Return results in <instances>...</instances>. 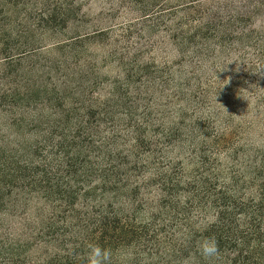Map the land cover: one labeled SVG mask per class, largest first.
<instances>
[{
	"label": "trees",
	"instance_id": "16d2710c",
	"mask_svg": "<svg viewBox=\"0 0 264 264\" xmlns=\"http://www.w3.org/2000/svg\"><path fill=\"white\" fill-rule=\"evenodd\" d=\"M78 3L0 0V264H264V0Z\"/></svg>",
	"mask_w": 264,
	"mask_h": 264
},
{
	"label": "rangeland",
	"instance_id": "374dc122",
	"mask_svg": "<svg viewBox=\"0 0 264 264\" xmlns=\"http://www.w3.org/2000/svg\"><path fill=\"white\" fill-rule=\"evenodd\" d=\"M78 5L81 4V15L85 14L84 16V20L80 23H77L75 21L70 20L68 23V28L65 29L63 31V34H60L57 36L58 39L60 38H64V35H70L72 33L78 32V31H82L85 29H91L93 27H96L97 25H109V24H118L121 23L123 21H127V19L129 18H133L136 15V11H132L130 10L128 7L127 8H120L117 11H113L110 16H108L106 13L104 14V16H106L105 18L100 17V12H102L101 10L106 11V6L109 4L107 3V0H78ZM133 14H135V16H133ZM8 14H4V16H7ZM14 15V14H12ZM9 14V16H12ZM133 16V17H132ZM22 17V16H20ZM14 19V18H13ZM102 19H106V23L105 22H101ZM254 26L258 29L264 27V12H262L261 14H259V16H257L255 18L254 21ZM162 34V33H161ZM49 38V37H48ZM172 53V52H170ZM105 71V70H104ZM100 91V90H99ZM101 92V91H100ZM104 94V92H103ZM263 113L259 115V117H262ZM7 119V117H2L0 119V122H5ZM0 131L1 133H7V129L5 127H0ZM252 135H249L251 138H255V143L258 145H264V125H257L255 126L252 131H251ZM12 139H14V137H11ZM30 138L35 139L36 137L34 136V133L30 136ZM30 196L33 197V201H32V206L30 207V204L28 206V213L26 215V213H22L23 211H20V208L18 211H15L14 215L11 214H5L4 212H0V216H5L7 217L6 219H8V223L11 224L12 226H16L19 225V222L22 221V217H29L30 215H28L29 213H34L36 212L35 208L33 207L34 204H38L35 198L37 195L35 194H30ZM33 208V209H32ZM15 231V230H13Z\"/></svg>",
	"mask_w": 264,
	"mask_h": 264
}]
</instances>
